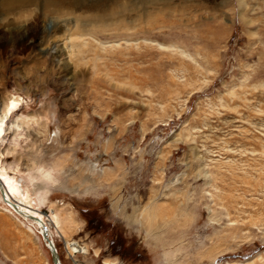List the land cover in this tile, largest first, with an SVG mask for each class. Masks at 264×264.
Wrapping results in <instances>:
<instances>
[{"label":"rangeland","instance_id":"374dc122","mask_svg":"<svg viewBox=\"0 0 264 264\" xmlns=\"http://www.w3.org/2000/svg\"><path fill=\"white\" fill-rule=\"evenodd\" d=\"M53 1L0 52V163L61 264H264V0ZM28 219L0 200V264H52Z\"/></svg>","mask_w":264,"mask_h":264},{"label":"bare ground","instance_id":"6f19581e","mask_svg":"<svg viewBox=\"0 0 264 264\" xmlns=\"http://www.w3.org/2000/svg\"><path fill=\"white\" fill-rule=\"evenodd\" d=\"M106 0H69L75 8H80L81 6L83 8L91 9V8H96L97 10H100V13L109 12L113 11L112 5L109 7H105L104 2ZM53 2H60V1H53V0H0V16H4V26H7L8 31L10 27V20L9 18H12L13 20H22L23 24L22 26L16 28L15 27V33L9 32L7 37H0V52L6 53L7 50L10 47H22L25 48L26 44L34 38L35 32L39 25V23H45V8L47 7L48 4L53 3ZM66 3V2H65ZM34 6V10H32L34 13L32 16V21L29 23L27 21L28 17L25 15L28 7ZM108 9V10H106ZM30 12V11H29ZM31 13V12H30ZM29 13V14H30ZM28 14V15H29ZM70 14H74L73 20L75 22H79V18L77 15L73 12H70ZM99 13L91 14L89 16L91 17H100ZM26 16V18H25ZM96 20V19H95ZM91 22V21H90ZM2 22L0 21V24ZM31 23H34L31 25ZM77 25V24H75ZM83 26V25H82ZM85 27V26H83ZM33 43V42H32ZM28 47V46H27ZM58 52V50H57ZM20 102V101H19ZM21 107V104L18 103L17 98L9 99L6 104L2 107V110H0V145L1 141L4 138L5 134L8 132H12L16 135H20L18 129L20 130V121L26 120L25 116L22 117H16L15 120L11 121L9 124L7 121L11 116L17 114ZM29 118H27L28 120ZM30 120V119H29ZM27 123V122H26ZM191 133L187 132V135L184 134L183 132L178 135L177 133L174 134L170 141L165 143V147L173 144V143H178L180 141L182 142H187L188 144L191 142ZM171 146V145H170ZM164 148V147H163ZM164 153L163 151H161ZM161 152H158V157L161 154ZM167 155V154H165ZM1 157V154H0ZM2 160V159H1ZM161 160V159H160ZM162 161H164L162 159ZM160 162V161H159ZM0 180L3 185V189L5 191V197H3L1 191H0V200L2 203H4L6 206H8L12 211L18 213L21 215L23 218L28 219L26 217L31 218L30 216L35 217V219H32L37 223V227L39 229V232L41 234V231H43V227L46 226L48 229V235L51 238L53 244L54 243V233L53 231L50 230L49 226L45 222V217L43 214H47V212L40 211V209L35 205V203L30 200V195L26 191H24L21 188V185L19 182L14 178L5 167L2 166L0 163ZM16 203L14 206L13 204ZM43 213V214H42ZM41 218L42 222H41ZM28 219V220H31ZM31 220V221H32ZM50 222L52 225H54L57 228V224H59L58 221V216L56 213L51 212L50 216ZM33 223V222H32ZM45 245L47 246L46 241H44ZM56 247V246H55ZM57 249V248H56ZM261 254V253H260ZM215 256V255H214ZM260 255H256L252 260H248L245 262H240L237 264H252L255 259L260 258ZM61 263V260H60ZM255 263V262H254ZM105 264H109L106 262ZM114 264V263H113ZM232 264V263H229ZM236 264V263H235Z\"/></svg>","mask_w":264,"mask_h":264},{"label":"water","instance_id":"95a60500","mask_svg":"<svg viewBox=\"0 0 264 264\" xmlns=\"http://www.w3.org/2000/svg\"><path fill=\"white\" fill-rule=\"evenodd\" d=\"M0 191L3 195V197H5V191L3 189V185L1 183V180H0ZM15 204L16 203H14L13 205L16 206ZM30 217L32 219H35V217H33V216H30ZM41 236H42L43 241H46V243H47V247H48V249L50 251V255H51L52 264H61L57 249H56L55 245L53 244L51 238L48 235V229L46 226L43 227V231H41Z\"/></svg>","mask_w":264,"mask_h":264}]
</instances>
